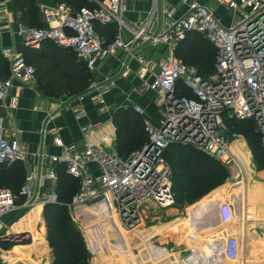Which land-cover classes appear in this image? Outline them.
<instances>
[{"label": "built area", "instance_id": "obj_1", "mask_svg": "<svg viewBox=\"0 0 264 264\" xmlns=\"http://www.w3.org/2000/svg\"><path fill=\"white\" fill-rule=\"evenodd\" d=\"M94 1L93 6L79 8H71L65 3L41 2L39 8L46 25L20 22L17 31L24 45L38 49L44 41L51 40L71 48L91 71L100 59L124 49L130 57L136 58L140 71L152 77L149 86L163 100L165 117L158 126L145 124L148 140L126 157L93 139L95 123L83 127L89 137L83 144L64 143L58 137L63 154L52 155L53 165L49 170L39 173V177L37 171L26 176L18 193L0 187V218L37 203L45 206L49 202H59L58 174L54 166L58 162L79 179V190L68 203L75 222L80 218L83 224L82 208L92 206L115 212V217L110 218L114 227L119 224L124 229H132L141 220L140 205L144 201L154 200L165 208L176 203L172 167L164 157L170 144H188L210 154L227 166L230 179L240 176L239 163L230 146L236 140L244 139L241 132L233 130L232 121H253L264 145V0H218L238 13L228 25L223 23L216 9L200 0H182L186 8L180 15H176L179 8L175 4H168L163 29L148 33L143 25L133 31L129 41L121 34L129 27L126 19L128 1ZM150 22L151 18H148L146 23ZM113 23L118 28L117 35L106 43L96 24ZM188 31L200 32L216 47L214 68L207 75L173 52ZM139 38L149 39L153 44L166 43L171 52L158 61L144 52H134L132 42L137 43ZM0 56L6 57L10 66L9 75L0 79L2 101L8 96L14 80L31 82L36 67L22 53H16L11 45L4 43L1 23ZM180 84L188 92H181ZM93 89L97 90L92 95L93 101L105 103L104 95L110 90L109 86L93 82L88 91L59 104L62 108L73 109L75 115L81 117L85 113L83 101ZM135 110L144 111L140 104H135ZM44 124L41 132L45 136L48 128L47 122ZM44 155L40 151V156ZM27 156L28 151L16 132L6 134L5 117L0 115V163L24 162ZM229 208L227 204L222 205L223 215L230 214ZM224 250L226 258L237 264L240 259L238 239H228Z\"/></svg>", "mask_w": 264, "mask_h": 264}, {"label": "crops", "instance_id": "obj_2", "mask_svg": "<svg viewBox=\"0 0 264 264\" xmlns=\"http://www.w3.org/2000/svg\"><path fill=\"white\" fill-rule=\"evenodd\" d=\"M5 1L6 3L1 7L2 10L0 12V23L3 29L4 43L11 45L16 53H22L28 59L29 63L33 64L37 69V75H35V78L29 83H21L18 80H14L8 96L0 101V115L5 117L6 134L10 135L16 132L22 145L28 151L27 160L23 162L26 169V176L34 175L37 171L39 177V173L41 174V172L49 170L53 165L51 160L52 155L63 154V148L57 142L58 137L64 143L76 142L78 144H83L86 142L89 137L84 132L83 127L88 123H95L97 125L96 130L93 131V139H98L100 142L104 143L105 146L115 149L119 153L116 147L117 127L113 119L114 113L118 108L129 106L135 108V104H140L144 109L141 115H143L145 124L150 123L158 126L162 123L166 114L165 105L159 93L149 86L152 77L149 74H143L140 71L139 63L136 58L130 57L126 51L121 48L115 53L108 54L100 59L95 69L92 70L93 80L91 83L100 82L108 85L110 88L104 95L105 103L102 104L93 101L92 95L97 91L93 89L83 101L85 113L81 117H77L73 109L62 108L59 104L60 102L62 103L67 98L75 99L77 94L88 91L90 85L87 89L74 94L64 87L63 75L57 76V72L65 68L66 65H57V61L66 62L70 59L67 55H49L45 48H43V55L32 54V47L29 48L24 45L22 36L17 31L19 23L22 22L20 20L21 13L18 10L15 11L11 0ZM127 1L129 10L126 13V19L129 22V27L121 31L122 37L126 41L131 40L133 38V31L143 25L146 27V32L148 33L163 29L165 27V10L168 4H175L179 8L176 15H180L186 8V4H184L182 0H161V3L160 0ZM200 1L216 9L217 14L222 17V21L225 25L230 24L234 16L238 15L237 11L231 10L218 3V0ZM232 13L234 14L233 16ZM148 18H151V22L147 24L146 21ZM41 20L43 21L42 15ZM176 47L177 46L174 47V53H176ZM132 48L134 52H144L156 61L161 58H158L156 55L163 54L164 56L171 52V48L168 44H153L146 38H139L137 43L132 42ZM77 61H79V59ZM9 68L8 59L0 56V78L8 75ZM46 122L48 129L47 134L44 136L41 132V128ZM246 144L248 146L247 142ZM40 151L45 155L40 156ZM250 153L252 155L251 149ZM57 164L58 162H55L54 166L57 167ZM254 173L255 171L252 170L250 174L251 177L261 178L258 177V175H254ZM243 178L244 172L242 177L239 178L240 180L236 178L237 180L233 182V184L241 181ZM226 192H230L231 194L229 196L232 197L233 192L231 189L225 191V193ZM229 196H226V201L217 203L212 208L207 209L208 213L203 218H201L197 210L204 204H208L213 198H209L208 201L202 200L204 202L200 201L197 203L201 200L199 199L192 203L194 204L193 214L196 223L195 229L192 231L188 227V220H190L189 207L192 204L186 206L177 204L166 207L165 209H160L156 206V201L146 200L143 202L144 206L142 208L140 205L141 220L138 225L132 229H124L119 224L114 227L110 220L103 225L99 220V214L95 216L91 211L82 210L85 216L82 220L85 227L84 234L91 252L89 263L155 264L147 262L149 258L144 257V259L140 254L141 251H143V253L147 251L145 246L146 241H150L153 246H160L168 251V256L157 261V264H187L190 258L195 256V254L201 261L204 258L201 255L205 256L207 251L203 249V247L199 251H196L194 245L196 243L203 244L209 240L217 242L218 238H225L226 241L230 238L238 239L240 243V253L243 245V236L246 238L245 245L247 246V250L250 248V245H255V251L260 249L261 246L264 245H259L261 239L257 237L262 235L259 229L264 228V219H251L249 218V214V217L246 215V217H244L246 221L245 227L247 229L245 235L243 229L237 226L238 218L232 220L234 212L231 217H229L231 213L226 216L220 212L223 204H229L232 210H235V205L232 203V200L227 199L230 198ZM242 202H246L247 212L248 200L247 198L245 199V196ZM38 204L40 203L25 210L23 209L22 215L13 222H11L9 218L12 214L16 213V211L7 214L9 217L5 215L4 220L0 218V264H53V248L49 245L47 239V227L43 217V204L39 217L37 218L36 234L29 228L15 229L13 227L23 216L32 212L30 210L35 208ZM261 207H263L262 204ZM112 217H115V212H112ZM174 220H177L178 223H182V228L178 227L175 233L169 231L166 227ZM254 222H256L255 225L253 224ZM93 223L101 225L105 230L108 229L106 230L109 232H107V235L104 233L102 234H104L108 240L110 238L112 243L120 238L123 242L120 245H127L128 239L126 236L129 235V244L135 258L124 257L118 253H114L115 251L113 252V249L106 248L109 242L93 250V243L89 240V232L87 231V226H90V224L92 226ZM195 223H193V225ZM42 226L45 228L44 231H42ZM159 226L164 228L154 232L153 228ZM41 237L45 240L48 247L47 251L44 253L38 248V242L41 240ZM21 238H27L28 242L15 243L11 246L9 245V247L8 244L5 243L7 240L10 241ZM225 240L223 241L224 245L216 246L217 243L213 246L214 248H212L213 252L219 250L218 253L223 249V255L226 258L224 250L226 245ZM262 243H264V241H262ZM16 247H19L17 251L14 250ZM262 249L263 248H261V250ZM98 252H101L103 257L99 258L97 255ZM9 254L12 255V257H9ZM95 258H98V260H95ZM211 264L214 263L211 262Z\"/></svg>", "mask_w": 264, "mask_h": 264}, {"label": "trees", "instance_id": "obj_3", "mask_svg": "<svg viewBox=\"0 0 264 264\" xmlns=\"http://www.w3.org/2000/svg\"><path fill=\"white\" fill-rule=\"evenodd\" d=\"M41 1L55 2L63 0ZM69 1L76 8L84 6L85 3L88 6L96 4L95 1L91 2L92 0ZM38 2L39 0H16V7L21 13L20 20L22 22L33 26L46 25L41 20ZM96 28L106 39V43L113 41L118 31L114 23L96 24ZM43 48L47 49L49 55H67L70 59L66 62L57 61V65H66L65 68L57 72V76L63 75L64 87L73 94L88 88L93 80V73L88 69L84 61H77L76 53L72 49L47 40L43 42L39 49L31 48L33 49L32 54L43 55ZM177 53L187 63L196 65L202 74L207 75L214 68L217 51L216 47L203 34L197 31H188L186 37L177 44ZM5 77H1L0 79ZM179 86L181 92H188L186 88H183L182 84ZM113 119L117 127L116 147L122 156H128L134 150L141 148L148 140L143 115L136 111L134 107L118 108L114 113ZM232 124L233 130L241 132L247 138L248 144L255 152L259 165L264 168V145L261 143L260 135L256 131L253 121L233 120ZM164 157L172 167L173 190L176 201L180 204L194 203L225 182L229 177V170L226 165L192 145L172 143L165 149ZM56 169L58 172L56 190L59 202L46 203L43 209V217L47 227V239L49 245L53 248L52 263L90 264L91 252L88 248L85 235L73 220L68 206L73 195L79 190V179L69 174L64 164L58 163ZM25 179L26 169L23 161L16 160L11 163H0V187L10 188L15 193H18ZM222 196L220 195L219 197L222 198ZM220 198L213 199L197 210L201 218L208 213L207 209L212 208ZM22 199H19V201ZM38 211L40 214L41 209ZM22 212L23 209L16 211V213L10 216L9 220L11 222L15 221L22 215ZM44 229V226H42V231ZM223 241L221 239L217 242L218 244L216 243L217 245H214H224ZM19 242H28V239L7 240L5 243L9 247V245L11 246ZM38 248L40 250L48 249L42 237L38 242Z\"/></svg>", "mask_w": 264, "mask_h": 264}, {"label": "rangeland", "instance_id": "obj_4", "mask_svg": "<svg viewBox=\"0 0 264 264\" xmlns=\"http://www.w3.org/2000/svg\"><path fill=\"white\" fill-rule=\"evenodd\" d=\"M11 1L13 2V6H14L15 11H17L18 9H17L16 3H15L16 0H11ZM93 1L94 0H92L91 2H93ZM41 2L39 0L38 3L40 4ZM5 3H6L5 0H0V12L2 10L1 7H3ZM43 3H51V4L65 3L67 6H69L71 8H76V7H74L73 5L70 4L69 0L55 1V2L43 1ZM84 5H86V3ZM233 15L234 14L232 13V16ZM176 55L182 58V56L179 53H177ZM156 56H158V58H160V57L163 56V54L162 55H156ZM244 138H245L246 142L248 143L247 138L245 136H244ZM245 140L242 139L241 141H239L240 149L242 148L243 150H241V153L236 157V160L239 163L238 166L240 167V176L239 177H242V175H243V170H242V167H241L240 163H242L245 166V172H244V181L245 182L244 183H239V184L237 182V183L233 184V182H235L237 179L231 180L228 177L225 180V182L221 183L219 186H217L216 188L211 190L208 194H206L205 196L200 198L201 200H199V201L197 200L198 201L197 203H199L202 200H207L208 201L209 198H213V199L220 198L219 197L220 195H223V196H222V198H220L218 200L217 203L226 201V196L227 195L229 196L231 193L230 192H226L225 193V191L231 189L232 192H233L232 193V197L229 196L230 198H227V199L232 200V203L235 205V210L233 211L232 207L229 204H227L230 207L229 208L230 209L229 212L231 213L229 217H231L232 213L234 212V216H233L232 220L234 218H238V220L236 219L237 220V226L241 227L243 229L245 235H246V230H247L246 227H245L246 221L244 220V217H246V215H247V217L250 216L249 218H251V219H257V220L258 219L259 220L264 219V168L261 167V165H259L258 160H257L256 155H255V152L253 151V148L249 144H248V146H249L248 147L246 142H245ZM250 149H251L252 155L250 153ZM252 170L255 171L254 175H258V177H261V178L260 179L259 178H253V176L251 177L250 174H251ZM229 176H230V173H229ZM250 183H252L251 185L256 186V188L262 190L263 196H262V198L260 200H257V204H254L256 202H253L252 201V196L248 195L247 186L250 185ZM249 194H250V192H249ZM244 196H245V199L247 198L249 202L250 201L252 202V203L250 202V203L247 204L248 205L247 212H246V203L242 202V199H243ZM202 202H204V201H202ZM177 204H180V203L178 201H176V203L174 205H177ZM261 204L263 205V207H261ZM183 205L186 206L188 204L184 203ZM193 205L194 204H192L189 207V215H190L189 219L190 220H188V227H189V229L191 231L193 229H195L194 227L196 225L195 216L193 214ZM143 206H144V204L142 203L141 204V208ZM156 206L158 208H160V209H165V207H162L158 203H156ZM221 208H222V206H221ZM83 210L91 211V213H93V215H95V216H96V214L97 215L99 214V220H100V222L103 225L106 222H109V220H110L109 218L112 217V213L109 210L105 209V208L98 210L95 207L89 206V207L83 208ZM30 211H32V212H29L28 214L23 216L17 223L14 224L13 227L15 229L29 228V229L33 230L35 232V234H36L35 230H36L37 218L39 217V211H35V210H30ZM248 214H249V216H248ZM7 217H9V216L7 215ZM2 218L4 220L5 216L2 217ZM44 222H45V220H44ZM76 223L80 227L82 232L85 233V227L82 224L80 218L77 219ZM101 223H98V224H101ZM193 223H195V224L193 225ZM253 224L255 225L256 222H254ZM181 226H182V223H178L177 220H174L172 223H170L166 227L168 228L169 231H172L173 233H175L177 231V228L181 227ZM105 228H106V225H105ZM161 228H164V227H162V226L154 227L153 231L154 232L160 231V230H162ZM106 230H108V229H106ZM106 230L101 225H97V224H92L91 227L87 226V231L89 232L88 233V237H89V240L93 243V250L94 249H98L100 246H102V244L106 245L109 242V244H107L106 248L113 249V252L115 251L114 253H118V254H120V255H122L124 257L135 258V256L132 253L131 246L129 244V240H130L129 235L126 236V238L128 239L127 240V245H120L121 243H123L120 238H118L114 243H112L110 241V238L108 240L104 236V234L107 235L108 231H106ZM259 232H260V234L264 235V228L263 229H259ZM102 233H104V234H102ZM97 234L99 236H97ZM262 235H259V237H257V238L261 239L259 241V245H261V244L264 245V243H262V241H264V236H262ZM221 239L225 240V238L224 239L223 238H218L217 242H219V240H221ZM242 241H243V245H242V250H241V253H240V255H241L240 259L244 258V259H246L247 262L252 264L253 261L256 260L255 257H259L261 259V261H256L255 263L256 264H264V246H261V248H263L262 250L260 248V249H257L255 251L254 250V246L255 245L254 246L250 245V248H248V250H247V246L245 245L246 244L245 236H243ZM217 242H215L214 240H209V241H206L203 244L196 243L194 245V248H195L196 251H199L200 249H202V247H203V249H205L207 251V254L205 256L201 255V256H203L205 258V259L203 258L201 260L204 263L201 262L198 259V257H196V254H195V256H192L190 258V260L187 262V264H190V263H193V264H211V262H213L214 264H230V262H232V264H233V262H234L233 259L229 258V260H228V259H226L224 257L223 249L219 253H218L219 250L213 252V248H214L213 246ZM145 246L147 248V251L145 253H143V251H141L140 254L142 255L143 258L144 257L145 258H149L148 259L149 261H147V262H152V263L157 264V261H160V260L163 259V257L168 256L167 249H165L163 247H160V246H153V244H151L150 241H146ZM14 250L17 251L18 248H15ZM251 250H254V251H251ZM46 251H47V249L41 250L42 253H44ZM201 254H204V253H201ZM97 255L99 256V258L103 257L101 252H98ZM199 256H200V254H199ZM9 257H12V255H10ZM95 260H98V258H95ZM237 263H238V261H237Z\"/></svg>", "mask_w": 264, "mask_h": 264}, {"label": "bare ground", "instance_id": "obj_5", "mask_svg": "<svg viewBox=\"0 0 264 264\" xmlns=\"http://www.w3.org/2000/svg\"><path fill=\"white\" fill-rule=\"evenodd\" d=\"M239 141H241V140H236L234 143H232V145L230 146V148H231V150H232V152L234 153V155H235V157H237L240 153H241V150H243L242 148L240 149V143H239ZM241 164V167H242V170H243V172H245V166L242 164V163H240ZM239 178H241V177H239ZM238 178V179H239ZM240 180V179H239ZM245 181H244V178L241 180V181H239L238 182V184L239 183H244ZM237 184V185H238ZM252 183H250V185H248L247 186V189H248V195H251L252 196V201L253 202H256L257 203V200H260L261 198H262V196H263V194H262V190H260V189H258V188H256V186H254V185H251ZM245 185V184H244ZM259 190V191H258ZM249 192H250V194H249ZM238 197V196H237ZM238 200V199H237ZM248 200V199H247ZM246 201V200H245ZM251 202V201H250ZM249 201H248V203H250ZM246 203V202H245ZM247 203V204H248ZM252 203V202H251ZM255 204V203H254ZM41 207H42V204L40 203V204H38V205H36V207L35 208H33V209H31V210H36V211H38V210H40L41 209ZM89 207V206H88ZM83 208H86V207H83ZM82 208V209H83ZM93 224H95V223H93ZM97 236H99L98 234H97ZM97 238V237H96ZM256 258V260L255 261H253V263L252 264H256L255 262L256 261H261V259L259 258V257H255ZM251 264V263H249V262H247L246 261V259H240V260H238V263L237 264ZM258 263V262H257Z\"/></svg>", "mask_w": 264, "mask_h": 264}, {"label": "water", "instance_id": "obj_6", "mask_svg": "<svg viewBox=\"0 0 264 264\" xmlns=\"http://www.w3.org/2000/svg\"><path fill=\"white\" fill-rule=\"evenodd\" d=\"M160 3H161V0H160Z\"/></svg>", "mask_w": 264, "mask_h": 264}]
</instances>
